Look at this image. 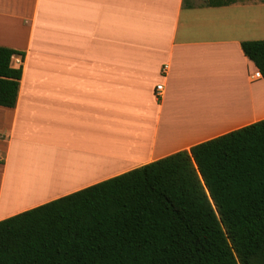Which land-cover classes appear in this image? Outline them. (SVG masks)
Here are the masks:
<instances>
[{"label":"crops","instance_id":"1","mask_svg":"<svg viewBox=\"0 0 264 264\" xmlns=\"http://www.w3.org/2000/svg\"><path fill=\"white\" fill-rule=\"evenodd\" d=\"M246 41L264 0H0V221L263 120Z\"/></svg>","mask_w":264,"mask_h":264},{"label":"trees","instance_id":"2","mask_svg":"<svg viewBox=\"0 0 264 264\" xmlns=\"http://www.w3.org/2000/svg\"><path fill=\"white\" fill-rule=\"evenodd\" d=\"M242 49L264 77V41ZM0 264H264V119L0 221Z\"/></svg>","mask_w":264,"mask_h":264},{"label":"built area","instance_id":"3","mask_svg":"<svg viewBox=\"0 0 264 264\" xmlns=\"http://www.w3.org/2000/svg\"><path fill=\"white\" fill-rule=\"evenodd\" d=\"M13 58V57H12ZM255 78H262V75L261 73L258 71L255 73L254 75ZM162 91H163V86L162 85H159L157 86V92H156V95L157 96H160L162 94Z\"/></svg>","mask_w":264,"mask_h":264},{"label":"rangeland","instance_id":"4","mask_svg":"<svg viewBox=\"0 0 264 264\" xmlns=\"http://www.w3.org/2000/svg\"><path fill=\"white\" fill-rule=\"evenodd\" d=\"M209 2H211V3H215V2H224L225 0H208Z\"/></svg>","mask_w":264,"mask_h":264}]
</instances>
